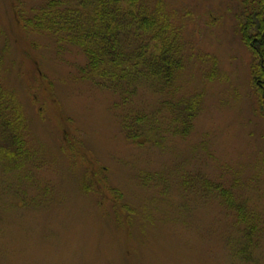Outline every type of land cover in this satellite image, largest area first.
<instances>
[{"label":"rangeland","instance_id":"rangeland-1","mask_svg":"<svg viewBox=\"0 0 264 264\" xmlns=\"http://www.w3.org/2000/svg\"><path fill=\"white\" fill-rule=\"evenodd\" d=\"M47 1L0 0V86L26 153L16 166L0 135V264H264V115L242 0L145 1L179 32L183 67L163 90L139 79L128 101L82 76L78 47L24 23Z\"/></svg>","mask_w":264,"mask_h":264},{"label":"trees","instance_id":"trees-1","mask_svg":"<svg viewBox=\"0 0 264 264\" xmlns=\"http://www.w3.org/2000/svg\"><path fill=\"white\" fill-rule=\"evenodd\" d=\"M145 1L48 0L24 23L54 35L59 43L78 47L87 58L82 76L92 74L98 86L118 91L128 101L139 79L157 83L163 90L172 86L183 67L179 32L160 5L150 9ZM237 15L241 41L253 57L252 84L264 115V0H242ZM12 98L0 86V135L17 166V159L26 158L21 134L24 117ZM183 104L182 121L188 126L197 112L198 97ZM127 137L135 143L142 139L136 133Z\"/></svg>","mask_w":264,"mask_h":264}]
</instances>
